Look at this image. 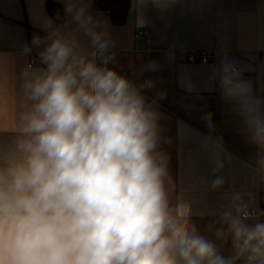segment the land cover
Segmentation results:
<instances>
[{
  "label": "clouds",
  "instance_id": "clouds-1",
  "mask_svg": "<svg viewBox=\"0 0 264 264\" xmlns=\"http://www.w3.org/2000/svg\"><path fill=\"white\" fill-rule=\"evenodd\" d=\"M72 19L92 50L60 28L34 35L45 67L22 70L18 117L0 141V264H264V212L250 210L240 192L216 221L215 238L231 239L229 256L198 232L182 195L172 205L160 114L142 94L154 83L137 87L108 67L115 57L106 22L83 8ZM220 71L225 99L264 148V102L226 58ZM257 163L264 169V156Z\"/></svg>",
  "mask_w": 264,
  "mask_h": 264
},
{
  "label": "crops",
  "instance_id": "crops-1",
  "mask_svg": "<svg viewBox=\"0 0 264 264\" xmlns=\"http://www.w3.org/2000/svg\"><path fill=\"white\" fill-rule=\"evenodd\" d=\"M102 1L71 0L68 13L70 0H0V141H8L18 117L22 70L32 60L33 68L45 67L38 58L41 49L31 44L34 35L45 37L51 28H60L74 33L82 50H92L89 37L72 19L83 8L102 27L106 22L114 45L109 53L115 57L108 67L137 87L154 83L142 94L160 114L159 151L167 157L172 205L182 195L191 204L198 232L213 240L222 255H231V239L222 244L215 238L222 226L216 221L235 192L251 209L264 212V169L257 163L264 148L252 141L238 105L224 97L221 62L226 58L233 64L250 85L252 98L264 102V0H130L122 25L100 7ZM50 3L63 11L62 20ZM141 30L148 34L137 37ZM194 50L211 51L213 57L207 63L177 58L178 52ZM149 64L155 69L147 70ZM217 178L224 183L213 189ZM259 219L264 221V215Z\"/></svg>",
  "mask_w": 264,
  "mask_h": 264
},
{
  "label": "trees",
  "instance_id": "trees-1",
  "mask_svg": "<svg viewBox=\"0 0 264 264\" xmlns=\"http://www.w3.org/2000/svg\"><path fill=\"white\" fill-rule=\"evenodd\" d=\"M58 6L56 4L50 3V9L55 12ZM100 7L104 10L110 12L113 22L116 25H122L126 22L128 14L131 10L130 0H103ZM59 9L61 17L59 20L63 19V11Z\"/></svg>",
  "mask_w": 264,
  "mask_h": 264
},
{
  "label": "built area",
  "instance_id": "built-area-1",
  "mask_svg": "<svg viewBox=\"0 0 264 264\" xmlns=\"http://www.w3.org/2000/svg\"><path fill=\"white\" fill-rule=\"evenodd\" d=\"M148 34L147 31H139L136 36L137 37H143L146 36ZM212 52L211 51H207V50H202V51H189L187 53L184 52H178L177 53V58L180 61L183 62H188V63H207L212 59ZM30 64L33 66L34 61L32 60L30 62ZM250 210H256L259 212L258 209H250Z\"/></svg>",
  "mask_w": 264,
  "mask_h": 264
}]
</instances>
